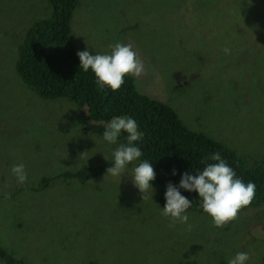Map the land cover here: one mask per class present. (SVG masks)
Returning <instances> with one entry per match:
<instances>
[{"label":"rangeland","instance_id":"1","mask_svg":"<svg viewBox=\"0 0 264 264\" xmlns=\"http://www.w3.org/2000/svg\"><path fill=\"white\" fill-rule=\"evenodd\" d=\"M48 12L47 0H0V152L10 141L13 127L35 130L38 122L46 120V130L37 137L31 134L24 142L31 147L40 145L44 151L47 166L41 165L43 172L36 166L37 171L54 175L65 168L76 169L83 160L96 164L110 161L115 145L103 142L87 123H78L67 99L41 98L17 73L15 35L22 28L14 30L20 23L39 19ZM8 28L11 31L6 33ZM70 29L74 43L90 54L108 53L109 46L116 42L130 45L145 66L144 72L135 77L140 92L168 103L184 124L200 128L250 162L264 161V0H80ZM225 47L230 49L228 54L223 52ZM213 64L221 67L204 70V66ZM25 110L34 116L33 120L39 118L24 123ZM198 112L200 115H195ZM59 124L65 125L68 132L59 134ZM127 174L125 182L131 178ZM27 179L30 184L23 192L12 201L0 202V220L11 213L33 228L27 234L6 230L10 250L19 247L17 255L27 264H59L53 248L48 255L44 252L55 239L68 256L73 255L74 261L62 259L61 264H79L78 258L87 262L102 259L104 254H109L110 260L111 249L107 248L119 246L125 250L135 241L129 240L133 229L124 231L112 223L115 215L108 210L113 205L111 200L102 203L111 190L109 197L126 205L118 200L117 187L128 183L119 181L115 185L111 177L104 175L80 187L61 181L40 197L28 175ZM100 180L107 185L104 196L96 197L92 188L97 193ZM9 188L5 176L0 180V195L7 194ZM94 197L107 207L103 217L92 222L99 243L96 236L87 237L90 231L77 226V222H87V206ZM147 205L154 207L152 202ZM159 211L161 208L155 209L148 218L155 234L131 251L152 245L166 258L161 262L176 255L186 264H214L219 259L227 264L241 246L250 254L248 264L260 261L264 216L258 212L264 211L262 205L238 210L236 218L221 227H215L204 212L188 209L191 230L183 224L170 227L168 218ZM159 220L167 225L159 228ZM44 233L50 234L45 244L41 238ZM218 247L219 258L210 261L217 256ZM0 264L4 262L0 260Z\"/></svg>","mask_w":264,"mask_h":264},{"label":"trees","instance_id":"2","mask_svg":"<svg viewBox=\"0 0 264 264\" xmlns=\"http://www.w3.org/2000/svg\"><path fill=\"white\" fill-rule=\"evenodd\" d=\"M79 0H47L50 13L43 15L39 19H30L26 23H20L14 32L19 29L20 32L15 35L17 47V58L15 61V69L22 81L31 87L41 98L46 100L65 98L68 100L74 110L75 119L78 123H84L91 126L92 132L102 136L107 123L114 117L131 116L138 125L139 131L142 133V140L139 142L143 155L140 160H148L152 163L155 179L151 182L153 189H149L146 197L142 199L143 194L140 193L132 184L131 178L125 182V175L119 180L118 177H112L106 169L110 166L111 160L104 163H94L83 160L76 169L65 168L54 175L40 173L42 166H47L43 156V149L27 145L24 140H29L31 134L40 135L46 129V120L37 123V127L24 130L17 126L12 128L10 141L0 152V180L5 176L10 182L9 191L7 194L0 195L2 199H10L15 195L24 191L25 187L30 183L28 179L24 185H18L15 178L10 172V168L17 163H23L28 177H30L32 189L41 195L58 182H74L77 187L87 184L90 181H95L97 178L111 177L116 185L119 181L124 183L123 188L117 187L118 200H124L126 205L121 202L113 201L109 195H112L111 190L104 197L102 203L109 198L113 205L108 208L110 215L114 214L112 223L116 222L120 228L126 231L128 228L134 231L129 234L130 242L126 249L123 250L119 246L111 247L112 258L94 259L87 262L84 258H78V263L82 264H186L175 255L174 259H167L164 255L155 249L152 245H141L134 251H131L136 245L145 242L155 234V227L148 220L149 216L154 213L155 209H162L165 198L164 192L166 185L179 183L181 173L188 172L195 175V170H202L205 166L202 160L207 161L208 156L212 153L219 152L221 157L235 170L236 175L243 179L246 183L253 182L256 185L255 196L252 202L241 209L254 208L264 206V161H254L238 153L236 150L224 144L220 140L215 139L208 133L194 126H187L179 117L177 111L166 102H161L155 98L143 94L136 88V80L133 76H126L125 83L121 87L112 91L109 88L101 89L95 83L94 74L83 72L79 68V58L77 57V49L73 41V35L70 29V20L74 10L77 8ZM10 28V27H9ZM7 29L6 33L11 31ZM221 66L213 64L211 67H205L219 70ZM203 69V68H200ZM138 89V90H137ZM202 102V97L199 98V103ZM200 108V104H199ZM17 114L19 112L16 110ZM195 115H200L198 112ZM24 123L33 120V115L29 110L23 113ZM32 117V118H31ZM253 120L254 118H249ZM65 122V120H60ZM250 121V120H249ZM1 126V121H0ZM65 125H58V133L68 132ZM23 136V138H22ZM3 136L1 135V138ZM32 140V139H31ZM120 142H124L123 136ZM117 147V145H115ZM16 155L15 159H11ZM211 162V161H207ZM137 162H133L129 166L127 172L135 166ZM42 165V166H41ZM36 166L39 167L37 171ZM43 166V167H44ZM173 170L176 174L173 175ZM105 183L100 180L96 191V197H102L105 193ZM181 194L192 200L189 209L196 210L199 213L203 212L200 208V200L195 192L189 193L183 189H179ZM134 199V200H133ZM91 204L87 216V222L79 224L85 232H88L87 237L96 236L97 243L100 240L97 238L96 229H92L93 219L103 217L107 208L101 203V200L95 198L90 200ZM135 203L136 209L134 210ZM147 202L154 203V207L147 205ZM155 208V209H153ZM113 209V210H112ZM130 211V212H129ZM160 212V211H159ZM264 211H259L258 214L264 216ZM161 213V212H160ZM118 216V217H117ZM151 219V218H150ZM43 224V223H41ZM167 225L163 220H159L158 227ZM37 227H34V231ZM32 227L28 223L14 217L9 213L5 218L0 220V260L4 264H27L17 254L19 247L10 250L11 242L6 239V230L10 234L13 233H31ZM104 234L105 231L103 230ZM50 234L44 233L42 242L45 244L46 238ZM21 236V235H20ZM191 243V237H190ZM262 251H260L258 264H264V240ZM63 247L61 244H58ZM239 252L244 250L238 246ZM131 251V252H129ZM46 253V252H45ZM20 254V253H19ZM220 252L213 261L219 258ZM62 259L73 258L56 257L55 261L59 264ZM222 259L216 260L214 264H220ZM223 264V263H222Z\"/></svg>","mask_w":264,"mask_h":264},{"label":"clouds","instance_id":"3","mask_svg":"<svg viewBox=\"0 0 264 264\" xmlns=\"http://www.w3.org/2000/svg\"><path fill=\"white\" fill-rule=\"evenodd\" d=\"M75 46L80 70L91 71L96 85L101 89L109 88L116 91L125 83L126 76L138 77L144 72L143 61L128 44L116 42L109 46L110 52L103 54L97 52L90 54L87 49L81 50L76 44ZM223 52L228 54L230 49L225 47ZM121 136L124 142H120ZM102 140L107 144L117 145L111 153V164L106 169L110 176L121 180V177L127 174L129 166L139 161L127 175L131 177L133 186L143 194L142 199H144L149 189H153L151 182L155 179V172L152 163L148 160H140L143 155L139 146L142 133L138 129L136 120L131 116L112 118L102 132ZM105 159L109 160L107 157ZM207 161L202 160L205 166L202 170H195V175L188 172L181 173L178 186L171 182L166 185L165 203L161 215L168 218L170 227L176 224H183L188 230L192 227L187 211L191 207L192 200L182 195L179 189L196 193L200 200V208L211 218L215 227H221L234 220L238 210L252 202L256 190L253 182L246 183L238 177L219 152L212 153ZM10 172L18 185L26 183L27 172L23 163L14 164ZM172 174L175 175L176 171L173 170ZM58 244L55 239L53 245L47 246L44 252L48 255V250L53 248L57 258H73V255H67L64 246ZM219 252L220 247H218ZM249 260L248 252H236L227 259V264H248ZM222 263L223 261L220 262Z\"/></svg>","mask_w":264,"mask_h":264},{"label":"flooded vegetation","instance_id":"4","mask_svg":"<svg viewBox=\"0 0 264 264\" xmlns=\"http://www.w3.org/2000/svg\"><path fill=\"white\" fill-rule=\"evenodd\" d=\"M79 4H80V0L78 1V5H79ZM78 5H77V6H78ZM72 15H73V14H72ZM71 18H72V16H71ZM111 256H112V254H111ZM106 257H109V254H104L103 259L106 258ZM112 257H113V256H112Z\"/></svg>","mask_w":264,"mask_h":264}]
</instances>
